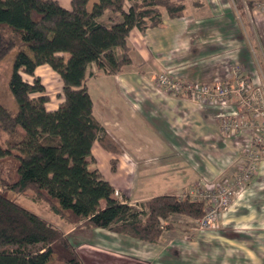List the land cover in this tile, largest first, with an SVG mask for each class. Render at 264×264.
Here are the masks:
<instances>
[{"label":"trees","instance_id":"trees-1","mask_svg":"<svg viewBox=\"0 0 264 264\" xmlns=\"http://www.w3.org/2000/svg\"><path fill=\"white\" fill-rule=\"evenodd\" d=\"M163 9L170 18L180 17L186 4L71 0L66 8L58 0H0V62L15 51L8 86L17 102L14 109L0 103V132L16 135L0 141V264H49L53 254L66 264H93L81 259L65 232L12 193L31 191L34 202L47 203L76 228H106L151 243L160 241L163 221L172 216H204L205 201L190 196L162 194L137 204L117 198L92 153L97 139L115 153L122 147L94 114L87 86L91 68L115 74L131 63V30L162 25ZM42 64L63 82V101L54 110L48 109L50 97L35 72ZM111 162L116 170L117 159Z\"/></svg>","mask_w":264,"mask_h":264},{"label":"crops","instance_id":"crops-1","mask_svg":"<svg viewBox=\"0 0 264 264\" xmlns=\"http://www.w3.org/2000/svg\"><path fill=\"white\" fill-rule=\"evenodd\" d=\"M58 1L66 8L71 7V0ZM181 1L186 4L183 16L170 18L163 9L162 25L145 31L131 30L128 37L131 63L115 74H107L93 65L87 80L95 116L122 147L120 153H115L105 149L97 139L92 146L95 167L118 191L115 196L126 198L131 204L157 195L178 194L180 189L189 188L195 181L224 176L234 155L241 157L245 147L252 143L250 135L242 139L241 133L248 135L247 131L223 137L216 124L218 113H232L240 106L235 99L237 95L231 96L227 105L211 103L169 93L155 83L154 77L167 70L185 80H222L236 86L239 68L254 85L264 88V69L249 39L251 31L252 36L264 43V16L257 12L251 20V12L239 11L242 5L238 4V10L237 0ZM261 49L264 54L262 46ZM64 55L69 57L68 53ZM35 72L50 97L48 109H57L63 101V96H59L63 88L59 73L49 64L39 65ZM52 74L56 77V85L50 83ZM26 76L30 82L33 80L31 75ZM246 114L252 117L250 111ZM112 159H117L116 170L112 169ZM262 166L260 173L257 171L259 175L249 184L250 189L237 196L228 212L229 222L237 226L235 242L227 235L216 236L209 232L208 237L215 238L211 242L197 239L194 245H190V240H174L173 243L192 249L196 255L218 257L223 262L225 257L229 259L238 251L237 264H264ZM73 229L79 232L75 234L77 237L71 239L69 235L68 238L75 248L87 237L96 246L104 239V247L107 250V246L113 247L110 251L114 254L129 255L132 260L145 258L132 248L141 245L139 242L146 243L144 240L106 228L86 229L92 232L89 235L83 228ZM239 239L246 243L242 244ZM232 244L237 246L234 253L227 249V245ZM243 247L247 248L246 252ZM257 248H262L263 252ZM160 251L162 253L163 249ZM233 261L234 258L229 260ZM155 263L165 264L161 259H156Z\"/></svg>","mask_w":264,"mask_h":264},{"label":"rangeland","instance_id":"rangeland-1","mask_svg":"<svg viewBox=\"0 0 264 264\" xmlns=\"http://www.w3.org/2000/svg\"><path fill=\"white\" fill-rule=\"evenodd\" d=\"M255 1H258V0H253V5H250L248 0H237L236 1L238 10L240 8L238 6V4L242 5L241 9L239 10L240 12H242V10H244V11L246 10V12L247 11L251 12V15H250L251 20L253 19L252 15L254 13L260 12L259 10L254 8V2ZM260 13H262V12H260ZM262 15L264 16L263 13H262ZM249 33H250L249 34L250 35V38H249L250 42L253 43V44H251V47L253 48V51L257 54L258 62L261 64L262 68L264 69V54L262 53V49H261V46L264 49V43L262 41H259V37H255V35L252 36L253 32L249 31ZM14 54H15L14 50L9 52V54H7V56H5L3 58V60L0 62V103L9 109H14L17 107V102L15 100V97L11 93L10 88L8 86V82H9V78H10L12 66H13ZM23 76H24V78L27 79L26 74H23ZM178 79L183 80V81H190V80H185V79H181V78H178ZM50 81H51L50 82L51 84H54V83H55V85L57 84L56 77L53 76V74H52ZM193 82H200V81H193ZM173 94H175V93H173ZM181 94L193 98L190 94H188L186 92L181 93ZM37 95L38 94H34L33 96H37ZM235 99H237V103L242 102V100H240V98H238V97ZM230 100H231V97L229 98L228 103L230 102ZM208 102L219 103L221 105H224L221 102H215V101H208ZM225 105H227V104H225ZM47 107H48V105H47ZM248 108L249 109H247L246 106H244V108L238 107L237 110L244 109L243 111H245L246 113H249V111H250L252 114L253 108H250V107H248ZM237 110H235V111L237 112ZM247 117L252 118L253 116L249 117L247 115ZM237 118H238V116H237V114H234V112H232V113L231 112L230 113H226V112L218 113V116L216 118V124H217V127H218L221 135H223V137L230 136V135H236V134H238V132L245 130V131H247L248 135L242 134L243 133L242 132L241 133L242 139L247 138V136L250 135V137L252 136V141H253V132L251 129L243 128V127H236V128H233L231 130L226 131V129L222 126V124H225V123H227L229 125L230 123H232V121H235ZM253 119L255 121H257L258 117H255V118L253 117ZM17 132L22 133L23 129L21 127H19ZM14 136H16V135L0 132V141H2L4 143V140L5 141L6 140L7 141L14 140L15 139ZM256 150H259V149L255 147L254 151H256ZM260 150H262V147L260 148ZM236 152H237V150H236ZM242 154H243V151H242ZM242 157H243V155L241 157H238V158H237V154L234 155L233 160H231L230 163H228V165L226 166V168H228V169H227V173L224 176H222L220 178H215V179H212L209 181H207V180H202V182L201 181H199V182L195 181L189 188H187V189L184 188V189L179 190V192H178L179 195L190 196L194 199H200V200L205 201V214H204V216L199 218V219H193V218L185 216V215L177 214V215L172 216L169 219V221H166V222L163 221V223L165 225V232L162 236V240L160 239V241L156 244L155 243L152 244L151 242L148 243V241H146V243L139 242V243H141V245L139 244L138 247L134 246V245L132 246L134 252H136L137 254H141L142 256L145 257V258H143V260L142 259L141 260H135V259L132 260V259H129V257H128L129 255L120 256L118 254H114L112 252V250L110 251V249L113 247L107 246V248H109L108 250L104 247L105 246L104 245L105 244L104 239L102 241L99 240L97 243L98 245L96 246L95 242L91 243L92 242L91 239H89V237H87L86 238L87 240H85L84 243H81L80 245H78V248H75V247L74 248L77 250L81 259L84 262H90L93 264H159V263H155L156 259H161L162 262L165 264L166 263L167 264H237V252L238 251L235 252L237 250L236 245H233V244L229 245V246L227 245V249L233 251L232 253L235 252V254H233V257H229V259H228V257H225V261L223 262L218 257L214 258V256H213V257L209 258L210 256L205 257V256H202V254L196 255V252L193 251L192 249L190 250L189 248L181 245L180 243L175 244L173 242H174V240H179V241H183V242L184 241L187 242L190 240V241H192V243L189 242L190 245H194L197 242V239L198 240L200 239V242H206L207 240H209V242H211L215 238H213L211 235H210V237H208L209 232H214L215 235L217 234L216 236L224 234V235H227V236L233 238L232 239L233 242L236 241L235 238L237 236V231H236L237 226L235 223L229 222L228 212L230 211V209L234 205V202L237 200V196L240 193L242 194L243 192L250 189L249 184L252 181H254L255 176L259 175L258 174V173H260L259 170H261V166H262V164H264V153H261V160L257 166L258 167L257 168L258 173H257V171L255 173H253L251 175V177L246 182H243L242 185L239 186L237 184L238 180L236 179V177L242 171V163L240 161L242 159ZM244 157H245V153H244ZM263 166H262V169L264 170ZM227 184L231 185L232 193L227 198V201H225L222 198L224 196V194H221L218 191V189L220 187L227 185ZM263 184H264V182H263ZM30 195H31V191L30 192L28 191L26 193H21V194L12 193V197L15 198L19 204L25 206L26 208H28L29 210H31L33 212H36L37 214H39L40 216H42L43 218H45L46 220H48L49 222L54 224L56 227H58L63 232H65L67 237L70 235L69 238L72 239L75 237V234L77 235V233H79V232L75 233L76 231H74V229H73L74 226H72L71 224H68L64 219L55 215L50 210L47 203L34 202L31 199ZM214 208L216 209V215H214L212 218L208 219L209 211L210 210L212 211ZM168 223H170L171 227L169 226ZM82 230L84 232H86V234H88V235L90 233H92L90 230H86V229H82ZM69 231H70V233H69ZM237 238H239V236ZM108 240L110 241V239H108ZM217 240H219V239H217ZM239 240H241V243L243 244L244 241H242V239H239ZM101 242H103V243L101 244ZM169 243L170 244L173 243V244H171V246H169L170 245ZM244 243H246V242H244ZM72 245H73V243H72ZM92 245H95V246L93 247ZM164 245H166L167 248ZM110 246H111V243H110ZM161 249H163L162 253L160 251ZM246 249L247 248L243 247V250L245 252H246ZM241 250H242V248H241ZM257 250H259V252H263V251H261L262 248H257ZM203 255H205V254H203ZM231 258H234L233 262H229V260ZM49 264H66V263L63 260H61L60 256L53 254L50 257Z\"/></svg>","mask_w":264,"mask_h":264},{"label":"built area","instance_id":"built-area-1","mask_svg":"<svg viewBox=\"0 0 264 264\" xmlns=\"http://www.w3.org/2000/svg\"><path fill=\"white\" fill-rule=\"evenodd\" d=\"M254 8L264 14V0L255 1ZM154 78L155 83L160 88L170 93L181 94L186 92L193 98L221 102L224 105L235 94L242 100L239 107L244 108L246 106L247 109H249L248 107L253 108L252 116L254 118L258 117L257 121L253 117L248 118L246 112L243 111L244 109H239L237 112H234L238 116L235 121H232L229 125L227 123L222 124L226 131L236 127H243L251 129L253 132V141L250 146L243 150V157L240 160L242 163V171L236 177L239 186L243 182H246L257 171L258 163L261 160V153H264V88L261 85H254L248 77L243 75L239 68H237L236 86L230 84L228 81L222 80H216L214 82L183 81L167 70L159 72ZM255 147L259 150L254 151ZM261 147L262 150H260ZM218 191L224 194L222 198L227 201V198L232 193V187L227 184L220 187ZM116 193L118 194V191ZM214 215H216L215 208L209 211L208 219Z\"/></svg>","mask_w":264,"mask_h":264}]
</instances>
